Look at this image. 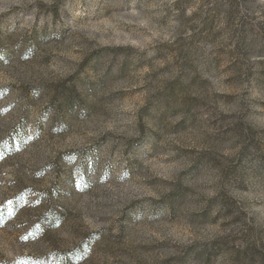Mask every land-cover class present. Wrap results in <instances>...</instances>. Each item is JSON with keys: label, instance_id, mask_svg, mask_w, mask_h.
Returning a JSON list of instances; mask_svg holds the SVG:
<instances>
[{"label": "rangeland", "instance_id": "374dc122", "mask_svg": "<svg viewBox=\"0 0 264 264\" xmlns=\"http://www.w3.org/2000/svg\"><path fill=\"white\" fill-rule=\"evenodd\" d=\"M0 264H264V0H0Z\"/></svg>", "mask_w": 264, "mask_h": 264}]
</instances>
